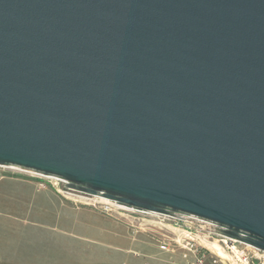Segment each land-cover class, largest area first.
Masks as SVG:
<instances>
[{"label":"water","instance_id":"95a60500","mask_svg":"<svg viewBox=\"0 0 264 264\" xmlns=\"http://www.w3.org/2000/svg\"><path fill=\"white\" fill-rule=\"evenodd\" d=\"M0 165L261 255L264 0H0Z\"/></svg>","mask_w":264,"mask_h":264},{"label":"rangeland","instance_id":"374dc122","mask_svg":"<svg viewBox=\"0 0 264 264\" xmlns=\"http://www.w3.org/2000/svg\"><path fill=\"white\" fill-rule=\"evenodd\" d=\"M158 220L59 177L0 165V264H184L182 252L160 250Z\"/></svg>","mask_w":264,"mask_h":264},{"label":"built area","instance_id":"2783aa9c","mask_svg":"<svg viewBox=\"0 0 264 264\" xmlns=\"http://www.w3.org/2000/svg\"><path fill=\"white\" fill-rule=\"evenodd\" d=\"M132 209L160 219L152 224L153 228L150 227L156 234L160 250L173 254L182 252L184 264H264V251H261L260 255L242 241L216 231L214 222L189 214L185 219L170 214ZM202 240L218 242L226 257L204 244Z\"/></svg>","mask_w":264,"mask_h":264},{"label":"bare ground","instance_id":"6f19581e","mask_svg":"<svg viewBox=\"0 0 264 264\" xmlns=\"http://www.w3.org/2000/svg\"><path fill=\"white\" fill-rule=\"evenodd\" d=\"M13 167V166H11ZM19 169H22L19 167ZM31 171V170H30ZM102 200H105L104 198H102ZM107 201V200H106ZM202 242L208 246H210L212 249H214L215 251H217L220 255H222L223 257H226V253L223 251L222 247L219 245L218 242L214 241V242H208L207 240H202Z\"/></svg>","mask_w":264,"mask_h":264}]
</instances>
